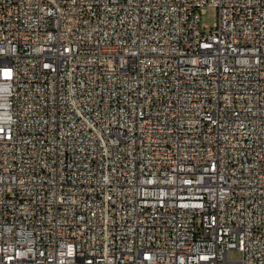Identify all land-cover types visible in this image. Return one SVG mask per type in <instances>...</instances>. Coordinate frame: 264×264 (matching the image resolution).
<instances>
[{"label": "built area", "instance_id": "obj_1", "mask_svg": "<svg viewBox=\"0 0 264 264\" xmlns=\"http://www.w3.org/2000/svg\"><path fill=\"white\" fill-rule=\"evenodd\" d=\"M0 264H264V0H0Z\"/></svg>", "mask_w": 264, "mask_h": 264}, {"label": "rangeland", "instance_id": "obj_2", "mask_svg": "<svg viewBox=\"0 0 264 264\" xmlns=\"http://www.w3.org/2000/svg\"><path fill=\"white\" fill-rule=\"evenodd\" d=\"M203 23L211 27L214 23V11L208 10L205 15L202 17ZM229 258L232 260L239 259L241 254L237 250H231L229 252Z\"/></svg>", "mask_w": 264, "mask_h": 264}]
</instances>
